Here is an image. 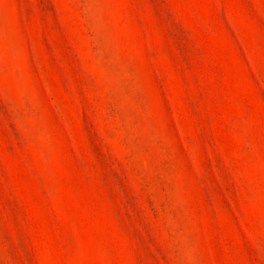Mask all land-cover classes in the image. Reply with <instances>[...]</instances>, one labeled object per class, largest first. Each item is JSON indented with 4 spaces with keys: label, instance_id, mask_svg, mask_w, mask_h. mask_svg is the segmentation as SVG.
Masks as SVG:
<instances>
[{
    "label": "rangeland",
    "instance_id": "1",
    "mask_svg": "<svg viewBox=\"0 0 264 264\" xmlns=\"http://www.w3.org/2000/svg\"><path fill=\"white\" fill-rule=\"evenodd\" d=\"M0 264H264V0H0Z\"/></svg>",
    "mask_w": 264,
    "mask_h": 264
}]
</instances>
